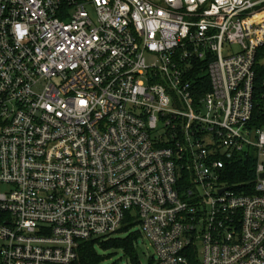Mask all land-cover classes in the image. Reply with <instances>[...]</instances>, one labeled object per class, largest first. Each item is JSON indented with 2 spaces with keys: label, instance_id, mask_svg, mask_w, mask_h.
I'll return each instance as SVG.
<instances>
[{
  "label": "built area",
  "instance_id": "obj_1",
  "mask_svg": "<svg viewBox=\"0 0 264 264\" xmlns=\"http://www.w3.org/2000/svg\"><path fill=\"white\" fill-rule=\"evenodd\" d=\"M262 46L264 0H0V264L128 225L152 264H264Z\"/></svg>",
  "mask_w": 264,
  "mask_h": 264
},
{
  "label": "trees",
  "instance_id": "obj_2",
  "mask_svg": "<svg viewBox=\"0 0 264 264\" xmlns=\"http://www.w3.org/2000/svg\"><path fill=\"white\" fill-rule=\"evenodd\" d=\"M256 81H255V112L253 124L257 126L264 125V46L260 47L256 56ZM207 78V76H204ZM206 81V88L209 84ZM230 174V180L233 182H243L248 178H253V164L241 160L235 163ZM132 225L123 227L120 231H127ZM138 233L121 237L111 236L108 238H97L83 241L80 245L79 259L71 264H101L107 258L115 254L117 250L123 249L125 254L130 257L131 264H140L139 255L135 248L134 241L137 239ZM194 264H198L197 261Z\"/></svg>",
  "mask_w": 264,
  "mask_h": 264
},
{
  "label": "rangeland",
  "instance_id": "obj_3",
  "mask_svg": "<svg viewBox=\"0 0 264 264\" xmlns=\"http://www.w3.org/2000/svg\"><path fill=\"white\" fill-rule=\"evenodd\" d=\"M132 232H137L138 237L134 241L135 248L139 255L140 264H152V255L154 254V249L151 242L139 231L138 225H133L127 231H120L116 235L121 237H126ZM202 250V245H200V251ZM111 257L107 258L101 264H131L130 257L125 254L123 249L115 251Z\"/></svg>",
  "mask_w": 264,
  "mask_h": 264
},
{
  "label": "water",
  "instance_id": "obj_4",
  "mask_svg": "<svg viewBox=\"0 0 264 264\" xmlns=\"http://www.w3.org/2000/svg\"><path fill=\"white\" fill-rule=\"evenodd\" d=\"M262 176H264V174H262Z\"/></svg>",
  "mask_w": 264,
  "mask_h": 264
}]
</instances>
